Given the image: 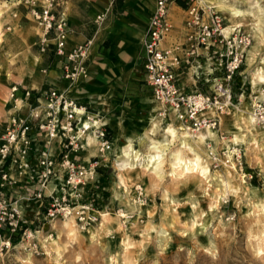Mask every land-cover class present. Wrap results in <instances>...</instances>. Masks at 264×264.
<instances>
[{
    "label": "rangeland",
    "instance_id": "obj_1",
    "mask_svg": "<svg viewBox=\"0 0 264 264\" xmlns=\"http://www.w3.org/2000/svg\"><path fill=\"white\" fill-rule=\"evenodd\" d=\"M70 1L78 5L79 12L92 5L89 0H60L59 8L68 19ZM194 1L207 17L211 11ZM174 2L187 6L186 0ZM225 2L253 15L232 16L229 10L214 9L223 17V26L236 25L227 38L246 36L249 41L230 99L221 110L210 107L203 113H218L214 135L200 146L189 137L183 145L178 132L156 170L142 162L133 169L120 170L118 162L125 158L122 152L127 141L143 156L150 138L162 136V124L154 135L147 124L148 116L162 112L158 102L151 95L148 106H87L91 119H107L100 124L110 142L107 149H101L97 137L87 142L79 136L83 147L78 153L80 160L96 161L94 176L86 178L81 187L85 194L79 198L80 204L87 200L95 203L93 209H87L93 218L82 221L72 212L38 220L26 212L31 233L17 236L13 246L0 255V264H264V78L255 73L259 66L264 68V13L245 0ZM176 19L182 26V11ZM37 33V24L23 0H0V135L16 108L27 111L25 99L14 102L10 98L11 86L30 88L37 81L32 89L43 88L44 77L54 73V58L39 50ZM214 48L197 49V59L185 64L180 74L183 89L213 93L220 76L211 52ZM248 109L255 114L249 122L252 131L247 127ZM165 118L173 123L176 117L166 113ZM234 128L240 137L237 142L232 141ZM189 130L192 134L197 131ZM225 143L234 150L232 156H228ZM209 145L214 155L207 154ZM187 146L200 154L202 166L182 172L173 163L174 154L182 149L185 157L191 156ZM68 215L74 221L66 223ZM51 233L55 242L46 240Z\"/></svg>",
    "mask_w": 264,
    "mask_h": 264
},
{
    "label": "built area",
    "instance_id": "obj_2",
    "mask_svg": "<svg viewBox=\"0 0 264 264\" xmlns=\"http://www.w3.org/2000/svg\"><path fill=\"white\" fill-rule=\"evenodd\" d=\"M155 0L141 39L142 82L158 102L162 113H173L193 129L210 126L215 129L219 115L203 114L208 108L222 109L231 97V85L242 62L248 37L227 38L224 19L212 10L205 17L204 9L194 0H186L181 41L167 39L174 27L170 3ZM38 27L39 50L58 57L61 77L73 85L87 76L88 49L91 39L66 47L71 28L60 0H23ZM102 17L101 15L97 16ZM212 49L215 70L220 74L212 94L183 89L180 74L185 64L197 59V49ZM219 46V47H218ZM196 77L199 74L196 73ZM10 98L27 104V111L16 108L0 135V255L7 252L17 236H29L26 212L38 220H46L75 212L82 221L92 219L87 211L94 202L79 203L87 177H93L95 162L79 158L78 99L66 89L45 86L27 88L14 84ZM223 99V100H222ZM86 117H89L86 113ZM95 135L101 149L110 146L100 125ZM79 195L72 197V195ZM85 201L84 199H82ZM95 200V198H93ZM76 204V205H75Z\"/></svg>",
    "mask_w": 264,
    "mask_h": 264
},
{
    "label": "crops",
    "instance_id": "obj_3",
    "mask_svg": "<svg viewBox=\"0 0 264 264\" xmlns=\"http://www.w3.org/2000/svg\"><path fill=\"white\" fill-rule=\"evenodd\" d=\"M89 2L92 4L90 9L79 12L78 5L70 1L67 4L69 19L66 16L71 28L67 48L91 39L87 76L70 86L68 80L61 77L58 57L52 56L54 73L47 74L41 84L66 89L69 95L78 99V104L85 110L87 106L91 108L148 106L152 94L142 82L144 74L141 63L143 54L141 39L146 32L148 17L154 8L155 0H89ZM173 2L170 3L169 10L174 27L170 36L165 39L167 43L183 39L184 29L176 18L180 11L182 19L184 18V7L174 2L177 9H180L178 11L174 8ZM98 15L102 17L98 18ZM31 85L33 87L30 88H34L37 81H33ZM98 119L101 124L107 122L106 118Z\"/></svg>",
    "mask_w": 264,
    "mask_h": 264
},
{
    "label": "bare ground",
    "instance_id": "obj_4",
    "mask_svg": "<svg viewBox=\"0 0 264 264\" xmlns=\"http://www.w3.org/2000/svg\"><path fill=\"white\" fill-rule=\"evenodd\" d=\"M198 1L201 4H203L204 7L208 9V11H212V9L213 10L214 9L229 10V13L232 14V16H239V15H234V12H244V10L239 7L226 4L225 0H217L215 2L214 0L213 1L198 0ZM234 26L236 25L228 24L223 27L222 31L224 34L226 33L225 34L226 37L232 36V31L234 29ZM255 73H257L259 78H264V68H261L259 66ZM76 111H77V115L79 118V127H80L79 136H83L85 139H87V142H90L91 140L96 139L95 128L100 126L99 125L100 119L98 118L91 119L90 117H86L85 116L86 110L82 106H77ZM247 115H248L247 127H248V130L252 131L253 126H251L249 122L255 119L254 111L248 109ZM147 120H148L147 124L149 126L148 129L150 131L149 133H151L152 135L155 134L159 125L161 124L163 125L162 136L156 139L150 138V143L148 145V151L143 156H140L137 150L132 147L131 143L127 141L126 147L123 149V152H122L123 153L122 155L125 158H121L120 161L118 162V168L120 170L133 169L140 162H142L143 165L146 166L147 168L150 167L156 170L159 164L162 162V158H163V154L165 150L169 147V144L173 141L174 137L177 135L178 132H180L181 133L180 135L183 136V139L181 140V143H183V145H186V138L189 137V138H192V140L197 145L200 146L206 143L205 141L208 137L214 135V132L212 131L210 126L199 127L197 128V131L195 132V134H192L191 131L189 130L190 127L187 126L182 121H180L179 118H175V121L173 123L167 122L165 115L162 112H159L156 115L148 116ZM239 138H240L239 133L234 128L232 141L237 142ZM186 148L192 153L191 156L189 155L188 157H185L186 155L184 156L182 154V149H179L176 151L174 150L175 154H174L173 163L176 166L180 167L182 172L190 171L192 169L202 166V158L200 154L194 151L191 146H187ZM206 148H207V154L214 155L215 150L213 146L209 145V146H206ZM225 149H227L228 151V156H232L231 154L234 152V150L230 149L228 143H225ZM140 159L142 160L140 161ZM172 171L174 172V170ZM121 187L124 188V185H121L120 188ZM119 192L120 194L124 193L122 189L119 190ZM70 221H74L73 216L72 215L66 216L65 222L69 223ZM46 240L55 242L56 236L51 233L47 236Z\"/></svg>",
    "mask_w": 264,
    "mask_h": 264
},
{
    "label": "clouds",
    "instance_id": "obj_5",
    "mask_svg": "<svg viewBox=\"0 0 264 264\" xmlns=\"http://www.w3.org/2000/svg\"><path fill=\"white\" fill-rule=\"evenodd\" d=\"M245 2L250 4L252 8L259 10L261 13H264V7H261V5L264 4V0H245ZM234 15L248 16V15H253V13L251 11L234 12ZM237 27H239V25H237Z\"/></svg>",
    "mask_w": 264,
    "mask_h": 264
},
{
    "label": "trees",
    "instance_id": "obj_6",
    "mask_svg": "<svg viewBox=\"0 0 264 264\" xmlns=\"http://www.w3.org/2000/svg\"><path fill=\"white\" fill-rule=\"evenodd\" d=\"M181 2H182V1H180V4H182Z\"/></svg>",
    "mask_w": 264,
    "mask_h": 264
}]
</instances>
